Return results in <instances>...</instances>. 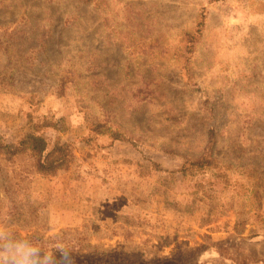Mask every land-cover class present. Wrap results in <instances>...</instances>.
Listing matches in <instances>:
<instances>
[{"label":"rangeland","instance_id":"1","mask_svg":"<svg viewBox=\"0 0 264 264\" xmlns=\"http://www.w3.org/2000/svg\"><path fill=\"white\" fill-rule=\"evenodd\" d=\"M0 229L37 264H264V0H0Z\"/></svg>","mask_w":264,"mask_h":264},{"label":"clouds","instance_id":"2","mask_svg":"<svg viewBox=\"0 0 264 264\" xmlns=\"http://www.w3.org/2000/svg\"><path fill=\"white\" fill-rule=\"evenodd\" d=\"M62 264H75L71 251L59 248ZM39 249L24 241L16 240L0 229V264H37ZM42 264H54L51 254H46Z\"/></svg>","mask_w":264,"mask_h":264},{"label":"trees","instance_id":"3","mask_svg":"<svg viewBox=\"0 0 264 264\" xmlns=\"http://www.w3.org/2000/svg\"><path fill=\"white\" fill-rule=\"evenodd\" d=\"M22 145L39 157L38 170L42 173H54L67 166L72 159V151L67 144L58 143L49 150L48 142L43 136L29 134L22 141Z\"/></svg>","mask_w":264,"mask_h":264}]
</instances>
